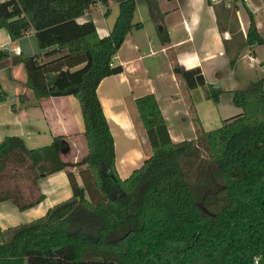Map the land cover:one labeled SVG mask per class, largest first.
<instances>
[{
  "label": "trees",
  "instance_id": "1",
  "mask_svg": "<svg viewBox=\"0 0 264 264\" xmlns=\"http://www.w3.org/2000/svg\"><path fill=\"white\" fill-rule=\"evenodd\" d=\"M113 1L119 14L106 37L98 35L93 20L78 19L98 3L108 7V16L110 0L0 1V28H6L13 41L34 31L43 51L17 58L0 50V70L22 64L26 86L38 99L74 95L80 102L86 142V152L76 162L60 156L67 145L64 137L38 149L28 148L18 136L0 143V202L10 200L22 211L33 207L44 196L26 200L23 180L34 182L59 170L67 171L73 191L71 198L39 219L0 227V264H264L263 80L233 93V103L242 111L216 129L206 131L194 109L197 137L180 143L171 140L156 97H139L136 107L153 153L122 179L97 89L104 78L122 72L114 57L132 29L143 25L133 22L135 0ZM238 1L244 2L231 0L224 17L217 10L222 31ZM147 3L161 43L169 45L159 0ZM249 15L247 38L240 46L248 44L253 53L254 46L264 45V37L251 10ZM227 52L234 66L240 49ZM174 72L188 89L206 87L199 68L175 65ZM0 93L5 98L1 83ZM219 96L214 89L208 94L214 102ZM28 164L37 170L33 177L21 172ZM81 167L87 170V175L81 170L83 186L72 172ZM196 176L204 178L205 185L198 193L190 182ZM207 179L216 186L208 185ZM198 201L208 207L205 212Z\"/></svg>",
  "mask_w": 264,
  "mask_h": 264
},
{
  "label": "crops",
  "instance_id": "2",
  "mask_svg": "<svg viewBox=\"0 0 264 264\" xmlns=\"http://www.w3.org/2000/svg\"><path fill=\"white\" fill-rule=\"evenodd\" d=\"M135 1L133 22L143 26L132 29L114 57V64L121 65L122 72L104 78L97 89L114 137L116 168L122 179L140 168L153 153L136 107L139 97L149 94L156 97L171 140L180 143L197 137L194 109L206 131L216 129L225 119L241 113L242 109L233 103L235 91L246 89L253 81L264 82V45L254 46L253 53L248 44L240 46L251 24L249 10L264 37V0L238 1L236 12L231 13L224 31L219 27L217 10L224 17L232 5L231 0H213V4L208 0H159L171 39L169 45L160 41L147 0ZM98 4L78 22L93 20L98 35L106 37L118 17L119 5L110 0V14L106 16L108 7L102 5L98 9ZM225 33L229 37L226 38ZM227 49L233 54L240 49L234 66L230 65ZM0 50H8L17 58L43 52L34 31L13 41L6 28H0ZM175 65L183 70L199 68L206 87L188 89L175 74ZM26 81L22 64L0 70V83L6 92L5 98L0 93V143L8 136H18L25 140L28 148L38 149L50 145L56 137H64L67 145L61 149L60 156L63 161L76 162L86 152L79 100L74 95L38 99L26 86ZM211 89L220 91L218 102L208 97ZM81 170L87 175L86 167L73 168L72 172L83 186ZM22 189L26 197H31L30 201L39 195L44 198L23 211L10 200L0 202L3 230L39 219L51 207L73 196L66 170L39 177L34 182L28 179Z\"/></svg>",
  "mask_w": 264,
  "mask_h": 264
},
{
  "label": "rangeland",
  "instance_id": "3",
  "mask_svg": "<svg viewBox=\"0 0 264 264\" xmlns=\"http://www.w3.org/2000/svg\"><path fill=\"white\" fill-rule=\"evenodd\" d=\"M102 6V4L100 5V3L98 4V9H100V7ZM48 165H45V166H43V167H41V169L43 170V171H45V169H46V167H47ZM183 166H185L186 168H188V164H186L185 165V163L183 164ZM13 170H16L15 168H13ZM12 170V171H13ZM187 171H188V169H187ZM21 172L22 173H25V174H28V175H30L31 177H33V175H36V172H37V170L34 168V166H32V165H30V164H28L25 168H23L22 170H21ZM190 176V175H189ZM194 178V180H192L191 179V181L190 182H192V184H193V190L195 189V191L198 193V192H201V187H202V185L203 186H205L204 185V178H198L197 176L196 177H193ZM209 179V178H208ZM208 179H207V181H208ZM27 182V179H25V180H23V182H22V184L24 185L25 183ZM205 184H207V182H205ZM208 185H211L212 187H215L216 186V183L215 182H211V181H208ZM28 199H26V200H29V198H31V197H27ZM198 203V207L200 208V210L201 211H203V212H205L204 211V207H206L207 209H208V207L205 205V203L204 202H202L201 201V203H199V201L197 202ZM215 207H216V209H218V207L221 205V202H219V201H217V202H215ZM214 210H210V212H212V213H215V212H213ZM211 213V214H212ZM207 214L208 215H211L209 212H207Z\"/></svg>",
  "mask_w": 264,
  "mask_h": 264
},
{
  "label": "built area",
  "instance_id": "4",
  "mask_svg": "<svg viewBox=\"0 0 264 264\" xmlns=\"http://www.w3.org/2000/svg\"><path fill=\"white\" fill-rule=\"evenodd\" d=\"M225 37H226V38L229 37V34H228V33H225Z\"/></svg>",
  "mask_w": 264,
  "mask_h": 264
}]
</instances>
